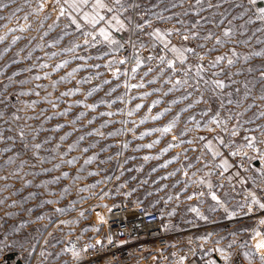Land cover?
I'll use <instances>...</instances> for the list:
<instances>
[{"label":"rangeland","instance_id":"374dc122","mask_svg":"<svg viewBox=\"0 0 264 264\" xmlns=\"http://www.w3.org/2000/svg\"><path fill=\"white\" fill-rule=\"evenodd\" d=\"M0 5H6L0 7V231L18 250L30 242L32 259L50 245L60 253L53 264H67L81 257L70 243L98 232L105 236V215L123 204L110 175L124 170L123 151L150 145L142 133L151 127L141 121L154 115L146 116L144 108L190 105L207 59L194 48L184 64L172 61L169 68L152 35L131 29L117 43L101 40L61 15L59 0ZM178 80L187 82L176 85ZM157 189L155 183L148 194L143 190L150 210L159 209ZM258 216L224 232L220 258L264 264V247H257L264 243V213Z\"/></svg>","mask_w":264,"mask_h":264},{"label":"crops","instance_id":"0c3cea01","mask_svg":"<svg viewBox=\"0 0 264 264\" xmlns=\"http://www.w3.org/2000/svg\"><path fill=\"white\" fill-rule=\"evenodd\" d=\"M59 1L70 23L75 20V26L93 31L101 40H106L100 34L101 28L108 33L106 41H118L131 29L140 35L159 30L162 39L152 36L163 46L161 49L169 57L168 61L176 65L187 61L189 51L183 52L181 63L179 54L171 51L173 47L195 48L198 53H204L207 62L206 68L197 75L199 85L194 87L190 79V86L194 87L190 90L191 104L176 105L173 109L145 107L146 116L158 117L149 116L150 121L142 123L144 127H151L142 133V142H150L151 147L123 151L124 170L116 173L112 170L110 182L111 190L125 196L119 200L123 204H147L148 209L153 205L147 203L143 190L147 188L148 194L157 183L158 210L165 229L182 237L187 244L212 243L211 257L203 261L194 259L188 264L218 263L217 256L225 253L220 246L224 232L231 225L240 226L249 220L242 213L239 196L259 200L264 189V19L259 13L264 8V0H255V3L201 0L199 5L196 0H121L125 6L119 13L123 28L114 21L109 25L108 21L116 13L106 9L99 10L105 19L95 26L86 21L84 14L92 16L95 0H88L79 11L70 5L79 4L80 0ZM103 2L108 7H118L113 0ZM227 29L231 30L229 36L224 35ZM209 34L211 38L205 39ZM184 36L189 38L185 40ZM218 39L222 43L218 44ZM219 56L225 59L212 67ZM228 59L234 63L229 65ZM216 80L222 81L224 87L217 88L213 83ZM169 125L170 131H161ZM154 145H158L157 153ZM232 155L240 157L246 166L238 167ZM213 164L221 168L223 178L213 173ZM213 194L217 199L212 198ZM83 234L78 231L79 237L86 235ZM92 235L99 237L102 233ZM13 241L0 231V264H5V256L11 252L17 254L22 264H28L29 260V264H53L60 256L53 246L46 245L43 255L40 253L32 259L35 250L28 248L30 242L18 250L11 244Z\"/></svg>","mask_w":264,"mask_h":264},{"label":"built area","instance_id":"2783aa9c","mask_svg":"<svg viewBox=\"0 0 264 264\" xmlns=\"http://www.w3.org/2000/svg\"><path fill=\"white\" fill-rule=\"evenodd\" d=\"M232 160L240 168L246 166L237 155H232ZM212 171L218 178L224 177L219 166L213 164ZM239 197L247 219L264 213L250 197ZM257 201L264 203V189ZM105 226V236L74 239L70 247L81 257L67 264H188L213 255L211 242L185 243L182 237L165 229L159 210L141 204L114 207L105 215ZM217 259L218 264H229L219 256Z\"/></svg>","mask_w":264,"mask_h":264},{"label":"snow or ice","instance_id":"6c2138e0","mask_svg":"<svg viewBox=\"0 0 264 264\" xmlns=\"http://www.w3.org/2000/svg\"><path fill=\"white\" fill-rule=\"evenodd\" d=\"M250 2L251 3H255V0H250ZM113 3L115 4V5H117L118 7H115V8H112V7H108L104 2H103V0H95V3L92 5V8H93V14H92V16L90 17L89 16V14L88 13H85L84 14V19L86 20V21H88L89 23H91L93 26H95L97 23H99V21H102V20H104L105 19V17L103 16V15H101L100 14V9H106L108 12H114V13H116V14H114V15H112L111 16V19L108 21V23H109V25H111L112 24V22L114 21L115 22V24L119 27V28H123L124 27V23H123V21H121L120 20V18H119V13H120V11L122 10V9H124V4L121 2V0H113ZM201 3V0H196V4L197 5H199ZM88 4V0H80V2H79V4H77V3H73V4H71L70 5V7H72L73 9H75V10H77V11H79L80 10V7L82 6V5H87ZM135 6V5H134ZM210 6H212V5H210ZM216 7H219V5H215ZM0 7H6V5H0ZM16 11H19V9H17ZM259 13H260V18L261 19H264V8H261V9H259ZM64 14V10L63 9H61V15H63ZM3 17H0V19H2ZM25 19H27V17H25ZM73 23H75V20H73ZM77 27H79V25H77ZM230 32H231V30L230 29H227V30H225V32H224V35L225 36H229L230 35ZM100 34L101 35H103L104 37H105V39L107 40V39H109V36H108V33L106 32V30L104 29V28H101L100 29ZM86 35H87V33H86ZM150 35H154V36H156V37H158V38H163L162 37V35H161V33L159 32V30H157L156 32H154V33H151ZM189 37L188 36H184V39L185 40H187ZM193 38H195V34H193ZM211 38V34H209V36H207V37H205V39H210ZM86 43H87V41H85ZM111 43H117L116 41H111ZM217 43L219 44V43H222V41H220L219 39L217 40ZM165 47H167V44L165 45ZM171 51L172 52H174V53H178L179 54V57H180V60H181V63H183V60H184V56H183V52L184 51H193L192 49H184V50H180V49H177V48H175V47H173L172 49H171ZM233 55L235 56L236 55V53L235 52H233ZM256 55H261V53H256ZM149 59H152V57H149ZM202 59V58H201ZM225 59V57H223V56H219V57H217L216 58V61H214L213 63H212V67H215L216 66V64L217 63H219L221 60H224ZM245 59H247V57H245ZM160 61L163 63L164 62V57H160ZM125 61H123V60H121L119 63H124ZM65 63H67V62H65ZM110 63H113V62H110ZM141 62H140V60L139 59H137V65L139 66V64H140ZM168 63V67L169 68H172L173 67V62L172 61H168L167 62ZM234 63V60H232V59H228V64L229 65H231V64H233ZM62 65H58L57 67H61ZM96 67H99V65H97ZM152 69H149V72L151 71ZM136 71V69L134 68L133 69V72H135ZM69 75H72L71 73H69ZM145 75H147V73H145ZM197 75H199V70H198V72H197ZM37 79H39V77H37ZM187 81H176V85H182L183 83H186ZM105 83H108V81H105ZM213 83L215 84V86L217 87V88H223L224 87V84H223V82L222 81H219V80H216V81H213ZM143 85L141 84V85H131V87H133V88H135V87H142ZM94 91H97V89H93L92 91H90L89 93H88V95L89 96H91L92 95V92H94ZM70 94H72V93H63L62 95H70ZM145 95H147V93L145 94ZM86 107H92V108H94L95 107V105H87ZM141 107V105H137V109H139ZM83 115V114H82ZM103 115V114H102ZM108 115H111V113H108ZM129 115H131V112L129 113ZM156 118H158V117H153V119H156ZM144 121L142 120L141 121V123H143ZM170 128H171V125H169L168 127H165V128H163L161 131H163V132H168V131H170ZM235 134V133H234ZM21 135H23V133H21ZM81 139H83V137H81ZM209 147H210V142H209V145H208ZM35 147L36 148H39L40 147V145L39 144H37V145H35ZM148 147H151V145H148ZM85 151H87V149H85ZM214 155H215V153H214ZM147 159V158H146ZM69 163H72V161H69ZM65 175H67L66 173H65ZM189 198H191V197H189ZM212 198L215 200V199H217L216 198V196H215V194H213L212 195ZM49 203H51V201H49ZM253 203H258L259 204V207L261 208V209H264V203H259V201H257L256 199H255V197H253ZM194 211H195V209H193ZM261 223H264V221H261ZM257 247L258 248H260V247H264V243H261V244H258L257 245ZM41 255H43V253H41ZM261 259H264V257H261Z\"/></svg>","mask_w":264,"mask_h":264},{"label":"water","instance_id":"95a60500","mask_svg":"<svg viewBox=\"0 0 264 264\" xmlns=\"http://www.w3.org/2000/svg\"><path fill=\"white\" fill-rule=\"evenodd\" d=\"M5 264H22V261L15 252H11L5 256Z\"/></svg>","mask_w":264,"mask_h":264}]
</instances>
